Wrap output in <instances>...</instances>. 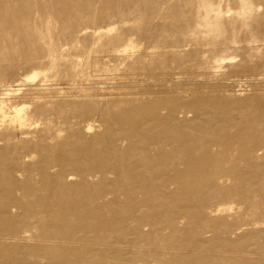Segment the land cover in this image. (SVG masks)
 <instances>
[{"label":"rangeland","instance_id":"rangeland-1","mask_svg":"<svg viewBox=\"0 0 264 264\" xmlns=\"http://www.w3.org/2000/svg\"><path fill=\"white\" fill-rule=\"evenodd\" d=\"M252 67H256L254 73L260 71L259 77L228 79L229 73ZM263 75L264 0H0V101L6 102L7 112L15 106L28 107L33 124L24 131L25 139L12 140L15 144L54 145L48 138L59 130L70 143L69 135L85 131L88 123L95 125L85 135L92 139L106 132L104 118L122 113L131 104L161 98L164 92L168 94L164 97H173L169 94L178 89L183 93L187 88L216 85L223 86L213 94L216 99L239 100L229 111L232 121L234 117L252 120L254 131L263 139ZM146 92L152 95H142ZM178 96L189 99L185 94ZM209 110L185 128L187 135L205 140L196 142L199 149L219 138L207 129L221 122ZM8 128L0 127V139L11 133ZM230 131L234 133L235 128L231 126ZM4 146L6 141L0 142V148ZM192 162L182 157L178 161L182 172L177 180L184 190L180 198V193L174 196V186L168 187L173 176L158 169L149 174L153 188L169 184L163 192H151L160 196L154 208L133 210L127 205L133 199L127 190L119 192L121 205L105 210L104 217L120 224L122 233L110 229L99 241L96 231L75 230L82 243L68 246L83 245L79 247L83 258L69 264H196V257L203 258L206 252L212 264H264V225L250 226L257 219L264 221V209H260L264 206V160L216 162L214 166L232 171L225 183L215 179L212 170L192 172ZM223 205H232L233 210L212 214ZM14 214L19 217L13 228L0 224L1 262L57 264L59 247L51 242L57 233L39 223L49 231L41 235L26 212ZM27 228L35 240L2 238ZM103 228L101 223L99 230ZM196 249L205 252L200 255ZM224 250L244 255L226 262Z\"/></svg>","mask_w":264,"mask_h":264},{"label":"bare ground","instance_id":"bare-ground-1","mask_svg":"<svg viewBox=\"0 0 264 264\" xmlns=\"http://www.w3.org/2000/svg\"><path fill=\"white\" fill-rule=\"evenodd\" d=\"M255 68L241 72H227L228 79L233 80L232 78L241 76L259 77L260 71L254 73ZM192 79L194 82V78ZM222 87L216 85L204 89L196 86L193 89L187 88L183 93H180L178 89L172 91L173 95L169 94L173 97H164L168 95L164 92L161 98L138 101L122 113L104 118L101 123L106 127V132L92 139L85 135L95 130L94 123H88L85 131L75 130L76 132L71 133L70 143L65 138H61L62 130L56 131L48 138L55 142L54 145L46 144V142L36 145L23 144V141L21 144L13 143L12 140L19 141L20 136H28V133L24 131L31 129L33 125L30 116L26 113L28 107L15 106L7 112L5 111L6 102L0 101V127L7 125L12 130L10 134L0 139V142L6 141L8 145L0 148V224H9L7 227L13 228V224L19 217V214L14 213L26 212L28 221L37 223L38 226L39 223H43L44 227L51 228L57 233V237L51 240L59 247L57 264L78 262L80 258H83L82 251L79 249V247L83 248V245L75 249L69 247L82 243V239L75 235L77 233L75 230L82 229L85 233L96 231L95 233L100 235L99 241L102 234L110 229H116L122 233L123 228L120 224L106 219L104 211H109L113 205H121L122 199L118 198V193L123 189L130 194V199L133 198L127 204L129 208L140 210L146 206L153 208L156 206L160 196L155 197L154 194L151 195V192H163V188L169 182L166 186L153 188L154 181L149 176L151 170H162L173 176L168 187L171 190L174 186L173 188L176 189L174 196L180 193L178 197L180 198L184 191L182 184L177 180L182 172L178 165L181 157L193 160L189 167L192 172L204 174L207 170H212L214 178L222 183L230 180L232 171L226 167L214 166L216 162L230 160L233 163H239L264 160L263 134L254 131L252 120L234 117V122L232 121L229 111L233 105L239 104V100L232 99L228 102L225 99H216L213 94L219 92L218 89ZM146 94L150 93L146 92L142 95ZM181 94L188 95L189 99L182 100L178 96ZM125 96L133 95L126 93ZM206 109H210L209 111L221 120L218 126L207 127L209 131L216 132L219 138L216 137L211 142H207V148L206 145H201L203 148L199 149L196 142L201 144L205 140L200 141L196 137L187 135L185 128L192 127V120L200 118ZM221 112L222 117H220ZM125 126L129 129H125ZM231 126L235 128L234 133L230 131ZM154 130L158 132L154 133ZM167 130L173 131L171 135H166ZM135 141H140L141 144L138 145L139 143L136 144ZM125 142L127 146L122 148L120 144ZM118 155L121 158H118ZM110 161L114 163V166ZM214 183L216 182L213 181ZM138 193H141L142 197L135 196L140 195ZM260 209H264V206ZM232 210V205L217 206L212 214H224ZM89 215L91 219L87 220L86 217ZM101 223L104 224V228L99 230ZM262 225H264L262 219H257L250 224L254 228ZM44 227H38L41 229V235L49 233ZM241 227L239 230L242 229ZM10 233L12 234L9 238H2L28 242L35 240L31 228L23 232L12 230ZM14 233L19 236L15 237ZM111 248L113 249L112 246ZM196 251L200 255L205 252L201 249ZM1 252L0 254L3 253ZM242 254L243 251L241 253L235 250H224L222 257L229 258L226 262H230ZM196 259L198 260L196 264H212L211 255L207 252L203 258L198 256ZM1 261L0 258V264H5Z\"/></svg>","mask_w":264,"mask_h":264}]
</instances>
